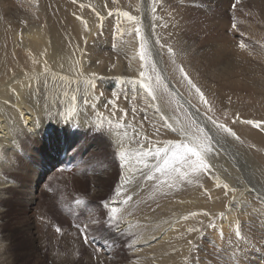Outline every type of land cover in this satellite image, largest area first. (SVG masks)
I'll return each mask as SVG.
<instances>
[{"label": "bare ground", "instance_id": "obj_1", "mask_svg": "<svg viewBox=\"0 0 264 264\" xmlns=\"http://www.w3.org/2000/svg\"><path fill=\"white\" fill-rule=\"evenodd\" d=\"M125 1L132 4L129 10L122 9L123 0H0V223L6 189L19 186L13 178L21 172L18 158L43 173L67 160L79 142L75 131H97L103 142L93 150L107 146L113 154L107 152L104 162L97 154L85 155L75 179H89L90 197L102 200L109 225L117 230L94 238L89 264H244L227 253L230 246L264 250L255 233L264 231V216H258L261 226L254 223L257 216L250 219V230L243 224L258 195L244 173V158L264 183V30L252 24L255 52L239 58L227 39L217 47L196 40L199 34L189 25L196 17L189 16L185 1L178 9L176 0H162L164 5L151 0L168 9H157L152 42L139 11L142 0ZM252 6L264 20V0H253ZM205 8L213 11L209 4ZM211 20L224 30L239 24ZM141 44L150 52L143 60ZM181 67L208 105L183 79ZM210 115L236 132L239 139L222 138L233 151L217 142L222 136ZM248 120L262 128L244 123ZM205 133L215 137L208 169L158 170L163 151L156 156L157 149L195 138L207 145ZM35 173L31 187L39 177ZM17 196L12 201H20ZM21 202V209L39 214L32 191ZM98 213L93 206L89 225L100 222ZM29 225L28 233L37 235L34 223ZM206 235H214L217 253L203 247ZM123 243L125 260L117 251ZM73 244L69 254L76 253ZM0 245V264H17L1 231ZM44 252L40 244L34 254ZM49 257L50 264H74L64 249L51 247Z\"/></svg>", "mask_w": 264, "mask_h": 264}, {"label": "rangeland", "instance_id": "obj_2", "mask_svg": "<svg viewBox=\"0 0 264 264\" xmlns=\"http://www.w3.org/2000/svg\"><path fill=\"white\" fill-rule=\"evenodd\" d=\"M160 1L164 5V2H162V0ZM172 1L174 2V0ZM182 1H185V5L191 11L189 16L196 17V20H193L192 18L190 19L189 25L192 24L194 27V32H198L199 35L196 40L199 43H201L200 41H203L205 43L212 42L213 45L217 47L218 43L220 42L227 43L228 41H230L228 45L230 44V47L233 48V50L236 48L235 54L239 58H241L245 53L246 54L244 56L246 57L247 55H253V53L251 52H255V49H253L255 40L253 37L254 35L251 33L252 24L257 25L260 29L264 30V20L259 19L254 13L255 8L254 6H252L253 0H220L218 2L216 0L205 2L200 0H176V6L180 4L178 6V9L181 8ZM201 2H203L204 4ZM217 3L220 5L218 6ZM162 4H160L158 7L151 0H142V5L139 8V11L144 17L142 21H146V23L143 24L145 26L146 37L152 42H154V33H152V27L154 26L153 22L158 21L155 16L157 15V9H165L163 8ZM208 4L211 10H213L212 12L205 8V6ZM121 6L122 9L128 8L127 10H129V7H131L132 4L123 0ZM124 6H126V8ZM122 9H120L119 12H121ZM167 10L165 9V11ZM208 11L210 12V15L207 14L209 13ZM212 16H216L218 18L220 17L221 19L223 18L226 20L228 19L229 22H238L239 24L235 25V27H233V25L231 24L227 26L225 30L221 27L216 28L218 21L212 22ZM206 18L208 20H206ZM210 27L213 28L212 31ZM205 28H208V32L204 30ZM209 31L214 34L209 33ZM223 35H225L224 40L222 37ZM156 41L158 44L159 42L157 38ZM232 44H235V46H233ZM242 49L245 52L242 51ZM258 55L261 56L260 54ZM112 79H114V77H112ZM226 100L227 99L224 98V101ZM96 133L98 132L90 131L89 135H87V133L83 129L75 131L72 135L75 138L79 139V142L74 146L72 151L69 152L67 160L61 163L60 161H58L59 163H52L50 165V168H46V171L43 173L40 171V169L38 170L36 167L29 165V162H25L21 158L17 159L21 172L13 173V178L14 180L18 181L19 186H12L6 189V196H8L7 198H5L7 202L4 208L6 214L2 217L0 223V231L9 238V245L11 247L12 253L16 255L17 264H50L49 251L51 247H55L58 250L64 249L69 256L68 259L74 257V264H89L91 263L93 257L91 255V252L93 250L92 243H94V238L99 237L100 235L104 236L103 238H105L106 235L104 234V232L107 229H110L112 233L117 230L114 225H109L110 220L108 219L107 214L101 206L102 200H96L90 197L91 187L89 179H84L81 182H77V180L75 179L77 177L80 178L78 172L82 167L81 161H83V157L85 155L92 153L94 155L97 154V158H99L101 162H104L109 158L107 152L113 154V152L109 150L107 146H104L103 149H99L98 153L97 151L95 152V150H93L96 148L95 146L97 142H103L101 139V135H94ZM81 136L83 137L80 138ZM217 136L219 135H216V137ZM221 136V139L219 138V140H217L219 141L221 147L232 150V145H229L225 140L223 141L222 138L224 137V134L221 133ZM213 138L215 137L213 136ZM240 154L244 155L245 157L243 151ZM243 161V164L245 163L243 169L244 173H246L247 180L251 183V185L254 186L255 184L256 187L254 186V189L256 188V191H258V195L256 197L254 196L252 199L254 208L247 210L243 220L245 229L250 230L251 228L250 226H248L250 219L254 218V216H257L256 218H254V223L256 224L259 219V214L264 216V183L262 182V180H259L256 173L251 171L250 167H247L248 164L246 163H250L249 160L247 161L244 158ZM35 172H37V176L39 177L35 181L34 186L31 187L30 180L32 176L30 175L36 174ZM40 172L42 174H38ZM256 183L258 184L256 185ZM31 191L36 199V208L39 212L38 215H34V213L31 212H26L25 210L20 208V206H22L21 199L26 197L27 195L29 196ZM15 195H18L17 197L20 198V201H16L15 199L12 201L11 196ZM93 206L101 211V213L97 214L100 218V222H97V224L94 225H89L88 218L89 215H91ZM170 218L171 217H169V219ZM32 222L34 223V225H32L33 231L37 232V235H35V233L33 234V232L32 234L28 233L27 231V228L30 227L29 224H31ZM258 225L261 226V221H258ZM57 228L60 229L59 232L57 231ZM255 233L257 234L256 237L259 241H264V231H255ZM204 238L205 239H203L202 241L203 247L207 249L209 248L210 250L213 249L214 251H212L217 253V249L219 246L217 240L214 239V235H206ZM40 244H43L45 246V252L41 255H36L34 254V251L37 250ZM70 244L75 245L74 248L76 253L69 254L71 246ZM117 251L124 260L126 258H129L127 252L128 249L124 243L121 246L118 245ZM227 253L231 256V258L240 256L239 258L244 264H264V250H258L255 248L253 249L251 246L238 250L235 249L234 246H230L227 250Z\"/></svg>", "mask_w": 264, "mask_h": 264}, {"label": "snow or ice", "instance_id": "obj_3", "mask_svg": "<svg viewBox=\"0 0 264 264\" xmlns=\"http://www.w3.org/2000/svg\"><path fill=\"white\" fill-rule=\"evenodd\" d=\"M127 15V13H125ZM129 19H135L134 17H129ZM235 27V25H233ZM146 43V42H145ZM163 47V46H162ZM141 59H145L147 55H150V52H146L145 44H141ZM168 52H172L171 48H168ZM180 72L182 74L183 79H185L188 83V85L195 89V92L199 94V99L202 103L205 105H208L210 102L206 99L204 93L201 91L199 87H197L196 84H194L189 77V75L184 71L183 67H181ZM144 73L141 72V76H143ZM145 88H149V91H151L150 86L148 84L144 85ZM208 111L211 112L212 108L209 107ZM208 119L210 122L215 126L218 133H223L225 136H231L235 139H239L236 132L233 131L232 128L228 127L225 123H218L217 120L213 119L212 116H208ZM246 124L253 125L256 128H262L261 123L253 122V121H244ZM264 130V129H262ZM200 133H203V129H198ZM213 137L204 134V140H206L208 143L205 145L204 143L199 141V138H195L192 140V142L189 143H181V144H174L173 142H169L170 147L164 148V149H157L155 151L156 156L161 155V151H163V167L158 168V170L161 173H165L167 170L171 169L172 171H179V168L177 165L180 166H188L192 168L194 171H199L201 169H208L210 166L208 163H206V159L211 155L212 149H211V141ZM219 142V141H217ZM171 153V155H169ZM121 155H123L121 153ZM195 230V229H194ZM57 231L59 232L60 229L57 228ZM2 246V245H0Z\"/></svg>", "mask_w": 264, "mask_h": 264}]
</instances>
